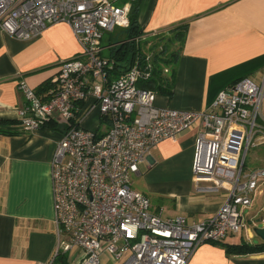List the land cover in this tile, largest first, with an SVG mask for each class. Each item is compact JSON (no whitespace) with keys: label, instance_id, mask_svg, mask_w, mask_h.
I'll use <instances>...</instances> for the list:
<instances>
[{"label":"built area","instance_id":"built-area-1","mask_svg":"<svg viewBox=\"0 0 264 264\" xmlns=\"http://www.w3.org/2000/svg\"><path fill=\"white\" fill-rule=\"evenodd\" d=\"M69 25L80 51L60 63L47 96L18 82L25 105L20 126L34 131L49 121L63 125L50 160L53 258L81 249L77 264H101L105 254L118 264H187L205 242H222L244 228L249 207L264 180L263 165L246 169L250 147L264 145V70L220 90L208 110L188 111L154 104L155 92L137 86L150 75L135 62L109 80L112 62L101 56L104 32L129 24V5L114 0H0V30L22 40L51 23ZM167 72V69L164 68ZM93 99L108 130L97 135L76 118L77 104ZM198 123L191 164L199 191H222L225 199L207 219L162 218L132 187L139 163L165 139Z\"/></svg>","mask_w":264,"mask_h":264},{"label":"crops","instance_id":"crops-1","mask_svg":"<svg viewBox=\"0 0 264 264\" xmlns=\"http://www.w3.org/2000/svg\"><path fill=\"white\" fill-rule=\"evenodd\" d=\"M114 3L129 5L128 0ZM137 20L143 29L141 40L167 36L174 25L187 23L184 41L174 50L175 68L167 66L163 73L167 80L171 78V95L155 92L156 106L208 110L220 90L246 76L258 79L264 70V0H141ZM122 37L123 30L110 39ZM108 39L105 43L102 39L106 51ZM159 44L157 39L149 40L144 45L145 54H151ZM79 51L64 22L48 24L28 40L0 30V126L14 132L0 133V264L56 262L50 160L64 127L49 121L37 130H22L18 110L25 100L18 82L24 80L46 97L50 88L37 91L51 82L62 61ZM102 51L100 55L108 57ZM75 115L82 127L97 135L108 130V121L100 116L91 98L77 104ZM199 129L196 123L175 139L161 141L139 163L134 176L138 184L133 189L143 193L149 199L150 211L162 218L183 216L188 222L201 221L216 213L225 199L222 191L197 190L192 180ZM241 240L254 243L242 230L222 242L199 245L187 264H264V251L226 253L223 244ZM63 253L64 264H77L82 254L77 247ZM101 264L118 262L103 254Z\"/></svg>","mask_w":264,"mask_h":264},{"label":"trees","instance_id":"trees-1","mask_svg":"<svg viewBox=\"0 0 264 264\" xmlns=\"http://www.w3.org/2000/svg\"><path fill=\"white\" fill-rule=\"evenodd\" d=\"M141 0H128L129 2V24L123 28V37L117 41L108 39L107 41V56L112 62L111 68H107V75L109 80L121 76L125 71L137 62L144 65L146 54L141 46V42L145 45L149 40L157 39L160 43L155 50L150 54L151 70L150 75L146 79H140L137 86L143 89H150L156 93L171 95V78L167 80L163 76V69L169 66L174 61L175 49L184 41L187 23L182 22L174 25L168 30L167 36L156 35L144 40H141L143 29L138 24L137 15L140 7ZM123 3V1H122ZM52 86L51 82H46L37 92H43ZM8 123V122H7ZM10 124L14 122H9ZM0 133H14L8 132L0 126ZM227 254H249L264 251V241L248 242L241 240L234 244H223ZM56 263H66V255L60 252L55 256Z\"/></svg>","mask_w":264,"mask_h":264},{"label":"rangeland","instance_id":"rangeland-1","mask_svg":"<svg viewBox=\"0 0 264 264\" xmlns=\"http://www.w3.org/2000/svg\"><path fill=\"white\" fill-rule=\"evenodd\" d=\"M117 4H119L117 2ZM126 4V3H124ZM122 28L115 27L111 32H104L103 35V43L106 42L108 38H115L122 31ZM141 46L144 50V44L141 42ZM176 49V46L174 47ZM102 54H106V49H103ZM175 62L173 61L169 68H175ZM163 73H166L163 69ZM264 160V145H259L256 147H250L246 158H245V168L252 169L263 165ZM135 175L132 176V187H136L138 181L134 178ZM261 193L256 192L252 203L249 207L242 210V214L244 217V228H243V236L246 238H250L251 241L256 242L257 238L254 233V228H259L264 226V180L260 183L259 188Z\"/></svg>","mask_w":264,"mask_h":264},{"label":"water","instance_id":"water-1","mask_svg":"<svg viewBox=\"0 0 264 264\" xmlns=\"http://www.w3.org/2000/svg\"><path fill=\"white\" fill-rule=\"evenodd\" d=\"M254 233L261 241H264V226L259 228H254Z\"/></svg>","mask_w":264,"mask_h":264}]
</instances>
